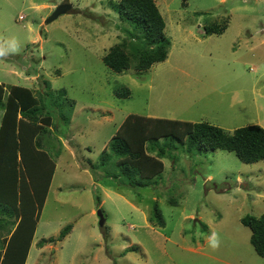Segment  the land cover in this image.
I'll return each mask as SVG.
<instances>
[{
  "label": "rangeland",
  "instance_id": "1",
  "mask_svg": "<svg viewBox=\"0 0 264 264\" xmlns=\"http://www.w3.org/2000/svg\"><path fill=\"white\" fill-rule=\"evenodd\" d=\"M119 1L0 0V85L33 91L51 122L40 148L55 163L25 264H264L241 223L264 213V160L160 139L164 170L148 187L125 186L114 158L98 166L129 114L264 129V0H153L167 58L117 74L102 56L130 29ZM61 3L71 10L46 24ZM123 87L130 95L117 97ZM154 203L164 226L149 221ZM67 225L62 241L37 245Z\"/></svg>",
  "mask_w": 264,
  "mask_h": 264
},
{
  "label": "trees",
  "instance_id": "2",
  "mask_svg": "<svg viewBox=\"0 0 264 264\" xmlns=\"http://www.w3.org/2000/svg\"><path fill=\"white\" fill-rule=\"evenodd\" d=\"M113 4L119 19L130 29L124 30L121 43L111 46L102 56V63L112 72L123 74L129 69L144 72L165 61L170 42L154 1L120 0ZM225 27L226 24L205 27V32L220 34ZM126 39L137 45H129ZM129 95L126 87L116 91L117 97ZM39 108L31 89H5L0 85V264H25L55 171L53 159L40 148L38 137L51 122L49 116L38 112ZM160 139L176 140L185 146L186 153L224 150L234 153L244 164L264 160V129L260 126H244L227 133L208 123L129 114L109 141L108 152L99 157L98 166L105 167L114 158L125 186L148 187L144 181L160 176L164 170L161 159L167 157L166 153L155 145ZM153 210L149 221L164 226L156 203ZM241 223L251 232L254 252L264 258V213L258 217L248 215ZM71 229L67 225L57 237L42 239L37 245L62 241Z\"/></svg>",
  "mask_w": 264,
  "mask_h": 264
},
{
  "label": "water",
  "instance_id": "3",
  "mask_svg": "<svg viewBox=\"0 0 264 264\" xmlns=\"http://www.w3.org/2000/svg\"><path fill=\"white\" fill-rule=\"evenodd\" d=\"M71 10V5L69 3H61L60 5H58L53 11L52 13L49 15V17L45 20L46 24H50L52 23L54 20H56L59 16L66 14L67 12H69ZM96 215L98 217V225L99 227H103L104 225V217L103 214L101 212V210H97L96 211Z\"/></svg>",
  "mask_w": 264,
  "mask_h": 264
},
{
  "label": "crops",
  "instance_id": "4",
  "mask_svg": "<svg viewBox=\"0 0 264 264\" xmlns=\"http://www.w3.org/2000/svg\"><path fill=\"white\" fill-rule=\"evenodd\" d=\"M40 216H41V214H40ZM40 219V218H39ZM39 222V221H38ZM37 227V226H36ZM36 231V230H35ZM35 235V234H34ZM34 238V237H33ZM2 239V238H1ZM33 241V240H32ZM5 243V242H4ZM5 245H6V243H5ZM33 245V243H31V245H30V248H29V251H30V249H31V246ZM29 253V252H28ZM27 256H28V254H27ZM26 260H27V257H26ZM25 263H26V261H25Z\"/></svg>",
  "mask_w": 264,
  "mask_h": 264
},
{
  "label": "bare ground",
  "instance_id": "5",
  "mask_svg": "<svg viewBox=\"0 0 264 264\" xmlns=\"http://www.w3.org/2000/svg\"><path fill=\"white\" fill-rule=\"evenodd\" d=\"M167 156V155H166Z\"/></svg>",
  "mask_w": 264,
  "mask_h": 264
}]
</instances>
